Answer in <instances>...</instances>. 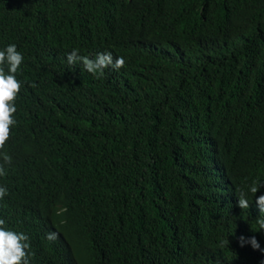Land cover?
Segmentation results:
<instances>
[{
  "label": "trees",
  "instance_id": "obj_1",
  "mask_svg": "<svg viewBox=\"0 0 264 264\" xmlns=\"http://www.w3.org/2000/svg\"><path fill=\"white\" fill-rule=\"evenodd\" d=\"M10 44L0 219L30 264L264 262L239 242L264 249V0H0ZM73 49L126 65L94 76Z\"/></svg>",
  "mask_w": 264,
  "mask_h": 264
},
{
  "label": "clouds",
  "instance_id": "obj_2",
  "mask_svg": "<svg viewBox=\"0 0 264 264\" xmlns=\"http://www.w3.org/2000/svg\"><path fill=\"white\" fill-rule=\"evenodd\" d=\"M23 55L17 51L15 44H10L4 50H0V65H6L8 73L5 74L3 68H0V158L6 163H11V157L7 152L3 151L5 145L10 138L11 126L16 123L13 119V114L17 108L15 101L21 89V83L16 78V73L20 69L23 62ZM67 60L70 65L81 63L83 70L94 76L97 73L103 74L104 70L111 67L113 70L119 71L126 65L125 58L122 56L113 58L112 53H100L95 59H90L86 56H81L77 49H73L67 55ZM5 170L0 165V176L5 175ZM253 184L250 191L256 194L260 187ZM238 206L241 209L249 208V201L243 191L237 190ZM7 195V189L0 186V199ZM256 203L261 214H264V195L256 198ZM5 224L3 219H0V264H30L28 258V250L30 248L29 237L20 232H14L2 227ZM57 238L56 233H49L47 239L54 241ZM241 247L245 244H250L254 250L264 251L260 248V244L255 236L239 238ZM264 264V262H262Z\"/></svg>",
  "mask_w": 264,
  "mask_h": 264
}]
</instances>
